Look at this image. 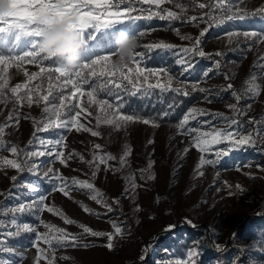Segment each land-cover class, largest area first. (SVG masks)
Returning a JSON list of instances; mask_svg holds the SVG:
<instances>
[{
  "label": "rangeland",
  "instance_id": "obj_1",
  "mask_svg": "<svg viewBox=\"0 0 264 264\" xmlns=\"http://www.w3.org/2000/svg\"><path fill=\"white\" fill-rule=\"evenodd\" d=\"M213 2L215 0H165L157 6L141 4L140 0H124V3L112 0V4L121 10L126 5H135L137 11L134 14L142 18L128 21L125 15L121 17L123 22L90 33L80 53L81 66L86 63V58L87 63H90L101 55H109L111 62L118 32L123 30L137 35L143 31L144 35L139 36L141 43L136 53L143 51L145 58L139 66L156 69L157 73L150 75L147 81L141 77L135 87L124 81L133 89V93L149 84H159L161 87L158 88L162 89L168 85L169 80V89L180 88L186 92L199 91L201 88L205 90L200 91L204 98L193 104L176 125L155 121L159 125L156 127L152 123L146 125L130 122L117 130L105 124L106 106L96 103L101 100L98 97L99 88L93 91L96 87L90 86V83H101L109 77L91 76L87 69L83 70L84 79L74 75L81 70L79 67L64 77L55 72L51 75L40 73L29 80L28 75L32 72L39 73L41 67L53 65L31 64L27 61L20 63L12 59L0 65V82L8 81V88L0 95V126H6L2 139L7 145H15L22 150L19 157L11 155L7 150L0 151V157L22 160L25 153L45 152L44 156L33 158L36 167L31 171L0 168V213H3L0 214V241H3L0 243V264H34L37 256L36 247L33 246L36 234L48 231L44 223L64 228L68 233L81 237L79 244L89 245L87 249L60 248L53 241L55 252L49 250V257L55 256L53 264H169L170 261L184 258L186 252L194 248L200 253L196 257V264H264V42L243 35H228L245 31L264 33V19L258 16L257 19L227 20L224 18L227 12L196 6ZM177 4L184 5L186 10L182 11ZM231 4L235 6L233 10L240 8L251 13L264 7V0H231ZM141 8L143 12H140ZM164 10L175 12L181 19L162 20L158 16H153L151 20L143 18L150 12L166 15ZM204 13L209 14L204 16V20L188 21V17H199ZM111 18L107 14L102 17ZM8 19L11 22L15 18ZM2 26L6 25L0 22ZM205 28L208 31L204 37H199ZM16 35V32L0 33V55H7L8 40ZM184 36H190L193 40L199 37V48L206 55L201 57L185 53L183 49L192 47L193 40L182 39ZM34 39L31 36H20L14 40L11 50L23 55V52L30 50ZM157 43L174 47H143ZM216 52L222 55L216 56ZM178 59L186 60L191 66L178 64ZM157 60L159 62L155 64ZM136 66L132 62L128 64L133 69ZM100 71L97 66L96 72ZM144 75H148V72L145 71ZM110 78L115 83L121 82L115 77ZM249 78H253V85H259L258 94L246 90ZM69 80L77 82L79 91ZM18 83L26 87L12 94L10 89ZM229 83L232 89L227 88ZM29 88L33 89L31 93H28ZM90 91L93 92L92 97L87 95ZM233 92L241 96L239 101ZM25 94L32 95L31 106L26 99L23 102L18 99ZM43 96H48V100L42 99ZM108 102L113 106L107 109L109 114H124L117 109V105ZM229 105H236L238 111L230 109ZM192 109L202 110L203 114L195 112L190 115L188 123L184 125L188 132L178 129L177 125ZM57 112L61 114V120L79 112L77 123L99 131L101 135L92 136L90 132L64 128L44 130L42 125L49 118L56 120ZM97 116L101 117L99 126ZM16 118L18 124L15 123ZM233 119L237 121L236 124H230ZM250 120L253 123H249ZM253 130L259 133L262 142L255 147L231 150L227 156L217 155L221 150L232 149L226 140L207 145L208 150L205 152L194 146V138L197 136L202 139L211 138L205 136V133L232 131L246 135ZM58 140L62 141L59 145L56 144ZM97 144L101 146L99 149L94 147ZM126 146L131 149V154L125 157L126 162L121 166L120 158ZM185 149L188 151L185 152ZM57 152L64 153V164L55 158ZM107 154L116 159L101 163L99 157ZM94 155L96 160H93ZM201 157L216 161L214 165L200 167L202 176L196 171ZM149 162H152L151 168L148 167ZM96 165L99 171L93 178ZM49 169H53V172L46 177L45 173ZM57 175L67 182L66 190H70L71 198L54 190L61 184L60 180L55 179ZM153 175L155 178L149 179ZM12 176L17 179L12 181ZM72 179L93 183L103 193V199L112 205L113 211L108 212L91 200L90 190L71 184ZM28 184L34 185L37 190L27 188ZM237 184L242 190L235 187ZM41 196L46 197V203L77 223L65 224L59 216L36 208L23 213L12 212L21 204L28 206L38 201ZM117 199L119 204L113 203ZM81 203L99 215L85 213L80 207ZM137 206L139 211H136ZM186 220L191 221L195 227L190 226ZM112 222L122 225L124 235L114 239L111 251L105 247L106 237L83 234L82 228L78 226L83 224L95 231L111 233L114 231ZM25 224L35 231H23ZM169 225L175 227L166 231ZM37 243L41 248L49 247L42 241ZM217 245L221 250H217ZM145 246L149 247V252L141 262L139 257ZM40 264L46 262L42 259Z\"/></svg>",
  "mask_w": 264,
  "mask_h": 264
},
{
  "label": "snow or ice",
  "instance_id": "obj_2",
  "mask_svg": "<svg viewBox=\"0 0 264 264\" xmlns=\"http://www.w3.org/2000/svg\"><path fill=\"white\" fill-rule=\"evenodd\" d=\"M165 0H140L141 4H154L159 6L160 4L164 3ZM194 2V0H193ZM10 3L12 4L14 11H11L6 14L5 17H0V22H2L6 26L0 27V33H12L16 32L17 35L13 39L8 40V47L9 51L7 55H0V65H4L6 61L9 59H12L14 61H18L20 63H23L27 61L31 64H44L49 63L53 66L51 67H41L40 72H32L30 75H28V79L32 80L35 77L39 76L40 73H48L51 75L53 72L59 73L60 77H64L69 75L68 72L64 71L61 67L58 66V63L54 60L45 57L39 50L38 44H39V33L41 31V26H38L36 24V20L41 16H47L50 18H67V17H75L77 20V23L75 25H72V27L77 30L80 34L83 40L89 38V34L93 33L94 31H98L99 29H102L108 25L114 24V23H120L123 22L121 20V17L127 16L128 21H138L142 17L141 15L134 14L137 9L135 5L128 6L126 5L122 10L118 6H114L112 4V0H10ZM121 3H124V0H121ZM177 7L181 8L182 11H185V7L182 4H177ZM200 9H204L206 7L210 9H219L221 13L227 12L228 15L224 18L227 20L232 19H246V18H255L259 16L260 18L264 19V7L259 8L257 10L252 11L251 13L248 12L245 9L235 8L231 4V0H215L213 3L205 4V3H199L196 5ZM115 7V10L112 9ZM144 9L141 8L140 12H143ZM166 11V15H161L160 12H150L149 15L146 17H143L144 19L151 20L153 16H158L159 19H170V20H176L181 19L180 16H178L173 11ZM107 14L108 16L112 17L111 19H102V17ZM209 15L208 13H204L203 15L197 17V16H191L188 17L189 22L204 20V16ZM9 17L15 18L13 21H9ZM210 19H215L214 17H209ZM222 21H217V23ZM87 30V31H86ZM208 31L207 28L202 30L199 34V37H204L205 33ZM138 36H143L144 32L140 31L137 34ZM229 36L232 35H243L245 38L252 39L255 38L256 40H259L261 42H264V33H258L257 31H245L243 33H229ZM20 36H31L35 38L32 42L31 48L28 51L23 52V55H18L16 52L11 50V47L14 43V40H18ZM195 38L193 40L190 36H184L181 37L182 39L187 40H193V46L189 48H184L183 51L185 53H193L196 55H199L201 57H204L206 54L204 51H202L199 48V45L201 44L200 38ZM144 48L147 49H171L174 46L171 44L166 43H157V44H149L144 45ZM216 56H221L222 53L216 52ZM144 52L140 51L134 54L131 62L135 63L137 66L133 69L128 67V64L124 65L122 68H114L110 62V56L109 55H101L91 60L90 63H83L80 71H76L74 75L78 79H84L83 70L87 69L88 73L91 76L94 77H109L107 80L101 82L99 85H96V88L93 89L95 91L97 88L101 90L107 91L109 94L112 93V89L108 88V85L114 84V80L110 77H115L118 80H120V83H115V88L119 89L122 86L126 88V85H123V81H127V84L132 85L133 87L136 86V82L140 80L142 77L144 81L148 80V77L150 75H155L157 73L156 69H145L140 67V63L144 59ZM264 59V58H262ZM178 64H184L187 67H190L191 65L187 63L184 59H178ZM217 65H219V61H217ZM99 66L101 71L99 73L96 72V67ZM187 67L185 70H187ZM125 69H127V72H125ZM145 71L148 72V75H144ZM164 71V70H160ZM205 76H207V73H205ZM253 78H249L248 81H246L247 91L251 92L252 94H258L259 93V85H253L252 84ZM69 83H72L74 87H77V90L79 91V88L77 86L76 81H68ZM85 82L88 83V81L85 79ZM92 84H95V81L90 83V86ZM171 85V80H169L168 85L164 86L162 88L163 91L169 90ZM26 85L24 84H16L15 87H12L10 89L12 94H16L18 89L24 88ZM155 87H161L159 84L153 85L149 84L148 88H155ZM232 84L229 83L227 85L228 89H232ZM8 88V81L3 80L0 82V95H2V91L6 90ZM174 92L180 93L182 95H189L188 92L182 91L180 88H172L171 89ZM195 90V89H194ZM33 89L29 88L28 93H31ZM139 91V89H137ZM199 91L203 92L205 91L203 88L199 89ZM145 94H147V90H145ZM233 96L237 101L241 99V96L237 92L232 93ZM75 95V93H73ZM89 97L93 96V92L90 91L87 93ZM18 99L23 102L25 99L29 106L32 105L33 99L32 95L25 94L24 97H18ZM42 99L45 101L48 100V96H43ZM92 101L90 100V103ZM96 103H98L101 106H106L105 112H104V120L103 122L108 125L114 126L117 130H119L123 125H126L130 122H142L144 124L152 123L153 126L158 127L159 125L156 124L155 121H149L148 119H142L138 116L133 115H127V114H118L117 112H113L109 114L107 112V109H111L113 106L107 101V100H97ZM122 105H118L117 108L121 107ZM229 108L238 111L236 105H229ZM45 111L47 112V107L45 108ZM71 111V109H69ZM195 112H201L203 114L202 110L199 109H192L190 110L189 115H186L183 119V121L177 125L178 129H184V125L188 123L189 117L192 113ZM243 114V113H240ZM56 120H52L51 118L48 119L47 123H44L42 125L44 130H48L49 128H64L67 130L75 129L77 132L83 130L84 132H90L92 136H100L101 133L99 131L92 130L88 127H84L83 125H79L77 123V117L80 115L79 112H77L75 115L70 116L65 119H60V113H55ZM167 113H164L163 116H166ZM163 116L161 119H163ZM9 119H13L12 117H9ZM101 121V117L97 116V125L99 126ZM15 123L18 124V118H16ZM237 121L235 119L230 121V124H236ZM249 123H253V121H249ZM6 126H0V151L7 150L10 152L11 155L19 157L21 153V149H19L17 146L7 145L6 142L2 139V134L5 131ZM185 132H188L189 130L184 129ZM194 131V130H193ZM205 136H210V139H202L201 137L197 136L194 138V146L198 148L199 151L205 152L208 150L207 145L209 144H219L221 143V140H226L232 145V149L229 150H221L217 153V155H224L227 156L229 154V151L231 150H241L244 149L247 146L255 147L258 144L262 142V138L260 137L259 133H257L255 130L253 132H249L248 134H236L232 131H226V132H220L216 131L214 133H205ZM31 140L29 143L31 144ZM62 141H56V144H61ZM149 143H152V141H149ZM96 149H99L100 145L94 146ZM188 149H185V152H187ZM131 154V149L127 148L120 158L121 166L124 165L126 162L125 157ZM45 152L39 151V152H29L24 154V159H9L6 157H0V168H11L18 172H22L25 170H33L36 165L33 161L34 157L38 156H44ZM64 153L63 152H57L55 154V158L60 160L61 164L65 163L64 160ZM97 157L94 155L93 160H96ZM101 163H106L107 160H114L116 159L111 154H107L106 156L99 157ZM81 160H83V157H81ZM216 161L213 159H204L201 157L199 164L197 165L196 171L199 172V169L202 165H214ZM149 168L152 167V162H149ZM259 167V166H258ZM113 171H118V169H112ZM239 170V169H238ZM99 171V166L96 165L95 169L93 171V178L96 177L97 173ZM53 172V169H49L47 173H45V176L48 177ZM199 175H203V172H199ZM250 178L251 174H249ZM153 176H149V179H154ZM17 179L16 176H12L11 180L15 181ZM55 179L60 180L61 184L56 186L54 190L59 191L63 193L65 197H70V190H66L67 188V182L64 180V178L57 175ZM227 183V182H225ZM71 184L78 185L80 189H88L92 193L90 195V199L95 201L97 204L103 206L107 209L108 212L113 211L112 205L109 204L106 200L103 199V193L96 189L93 183H90L88 181H82V180H76L72 179ZM27 188L32 190H37L36 187L32 184L26 185ZM133 188L136 187L135 184L132 185ZM231 187V186H229ZM238 189H241V186L237 184L235 186ZM242 190V189H241ZM127 191V189H126ZM232 193L230 192L229 195ZM46 197L41 196L38 201L32 202L30 205L26 206L24 204L19 205V207L12 209V212L16 213H23L26 210H29L30 208H36L38 211L46 210L49 213H52L54 215L59 216L61 219H63L65 224H76L77 222L75 220H72L68 218L61 210L50 206L48 203L45 202ZM157 202H159V198H157ZM113 203L119 204V200H114ZM80 207L83 209L85 213L92 214V215H99V213L94 212L92 209L87 207L84 204H80ZM136 211H139V207L137 206ZM3 214V213H0ZM154 218V217H151ZM186 222L190 225L195 227V225H192L191 221L186 220ZM43 223V222H42ZM13 224H15V220H13ZM0 226H2V222H0ZM43 226L48 229L45 233H37L36 234V242H34V247H36L37 250V256L35 257L34 264H40V261L43 259L46 264H53L55 260V256L52 255L49 257V250H51L53 253L55 252V248H53V241L55 242L56 247L60 248H66V247H73V248H84L87 249L89 247L88 244H79L78 241L80 240V236L72 235L68 233L64 228H59L52 224L44 223ZM83 230V234L90 235L92 237H106L107 243L105 247L108 248V250H113L114 248V239L117 237H122L124 235V229L122 225L117 224L115 222H112V228L113 232L111 233H105L102 231H95L91 229L90 227H87L83 224L78 225ZM174 225H169L166 227V231L171 230L174 228ZM23 231L25 232H33L35 229H33L31 226L25 224L23 225ZM9 235H12V233H9ZM42 241L45 245H48L49 247L47 249L39 247L37 242ZM0 243H3V241H0ZM217 250H221L220 246L217 245ZM149 252V247L145 246V248L142 250V254L139 257L140 261L143 262L147 258V254ZM198 249H191L188 250L185 254L184 258H181L177 261H170L169 264H196V257L199 255ZM67 258V257H65Z\"/></svg>",
  "mask_w": 264,
  "mask_h": 264
},
{
  "label": "clouds",
  "instance_id": "obj_3",
  "mask_svg": "<svg viewBox=\"0 0 264 264\" xmlns=\"http://www.w3.org/2000/svg\"><path fill=\"white\" fill-rule=\"evenodd\" d=\"M11 11H14V8L10 0H0V17L6 18V14ZM76 23L75 17L61 19L41 16L36 20V24L41 26L38 44L40 52L56 61L58 66L68 73L79 68L82 63L80 53L84 47V40L72 27ZM140 43L138 35H131L123 30L118 32L112 66L119 69L129 64Z\"/></svg>",
  "mask_w": 264,
  "mask_h": 264
},
{
  "label": "trees",
  "instance_id": "obj_4",
  "mask_svg": "<svg viewBox=\"0 0 264 264\" xmlns=\"http://www.w3.org/2000/svg\"><path fill=\"white\" fill-rule=\"evenodd\" d=\"M257 18L259 17L257 16L254 19ZM85 62H88L87 58ZM154 62L158 64L159 61L157 60ZM99 84V82L96 84L95 81V84L92 85L96 87V85ZM123 85H126V88L122 86L117 89L115 88V83L108 85L107 87L113 88L111 94L105 90L99 89L98 97L107 101L109 100L117 106L122 105L117 109L124 114L172 125L178 124L180 117L184 115L193 104L204 98V95L200 91H191L188 92L189 95H182L171 89L163 91L158 87H145L133 93V89L124 83V81ZM145 90H147V94H145ZM115 98H117V101L114 102ZM164 113H167V115L163 116ZM162 116L163 119H161ZM160 239H162V237H160Z\"/></svg>",
  "mask_w": 264,
  "mask_h": 264
}]
</instances>
